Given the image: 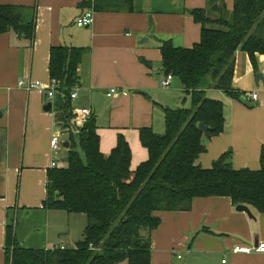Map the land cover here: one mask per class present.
Segmentation results:
<instances>
[{"label": "crops", "instance_id": "crops-1", "mask_svg": "<svg viewBox=\"0 0 264 264\" xmlns=\"http://www.w3.org/2000/svg\"><path fill=\"white\" fill-rule=\"evenodd\" d=\"M89 1L0 0L23 6V19L34 21L31 38L18 37L13 31L0 34V264L5 262L6 227L13 218H17V242L19 228L20 240L34 248L73 244L70 229H65L69 228L63 221L65 212L43 207L49 171L67 166L63 156L69 149V132L63 133L55 122V98L49 100L39 89L24 90L19 82L39 80L44 87L50 86V49L84 48L72 90L76 91L71 98L74 114L90 111L104 156L122 136L130 147L133 170L147 158L139 130L151 128L160 134L165 129V108L176 109L187 102L186 107L190 106L176 78L169 87L161 86L159 45L171 40L188 48L198 42L200 25L189 15L192 9H205L211 16L217 6L232 9V0H132L129 11L122 0H112L95 11L87 5ZM88 10L94 12L93 22L77 26L76 20ZM143 38L148 41L141 42ZM256 61L254 70L244 51L235 52L232 87L251 105L223 91L206 89L208 97L222 96L217 100L223 104L225 123L220 134L203 135L200 167L209 168L228 151L233 169L256 170L264 163V85L254 83L255 74L264 77V56ZM112 87L129 93L108 97ZM251 93L257 94L256 100L246 97ZM47 103H51L49 110L44 109ZM57 131L61 147L53 153L50 138ZM52 162L56 165L51 166ZM235 207L228 197H196L189 211L156 212L160 224L150 235V264H264V252H233L238 246L264 242V213L248 206L253 216L249 218ZM37 220L42 222L41 229L24 239L22 232Z\"/></svg>", "mask_w": 264, "mask_h": 264}, {"label": "trees", "instance_id": "trees-1", "mask_svg": "<svg viewBox=\"0 0 264 264\" xmlns=\"http://www.w3.org/2000/svg\"><path fill=\"white\" fill-rule=\"evenodd\" d=\"M112 0H92L99 11ZM121 5L132 11V0ZM23 6L0 3V34L13 31L31 38L34 21L23 19ZM200 25V38L191 47L171 40L159 45L164 76L176 78L190 98L186 108L164 109V133L141 128L139 139L146 160L131 169V151L119 136L107 156L100 151L95 118L74 124L70 94L77 83V67L85 49L54 46L50 49V78L58 81L55 122L69 132L67 166L48 173L43 207L67 214H82V239L74 246L43 249L17 244L13 224L6 227L4 264H150L151 232L160 224L156 212L189 211L196 197H228L264 213V163L260 168L233 169L230 152L209 168L198 165L205 151L198 124L210 128L207 137L224 129L223 104L206 95V89L223 91L239 100L233 90L234 55L244 51L254 70L264 56V0H232V9L217 6L211 16L205 9L188 11ZM1 117V114H0Z\"/></svg>", "mask_w": 264, "mask_h": 264}, {"label": "built area", "instance_id": "built-area-1", "mask_svg": "<svg viewBox=\"0 0 264 264\" xmlns=\"http://www.w3.org/2000/svg\"><path fill=\"white\" fill-rule=\"evenodd\" d=\"M94 19V12L92 10L86 11L81 17H79L76 20V25L79 27H86L89 26ZM172 76L170 74L164 76V78L161 80V86L163 88H167L170 86ZM19 86L22 87L24 90L30 91L33 89H39L45 92L46 97L53 101L55 98V93L58 87V81L55 79L50 80V86L44 87L42 83L39 80H21L19 82ZM119 93L122 95H128V91L126 90H120L118 88L112 87L109 88L107 91V96L111 97L114 94ZM70 97L73 99L76 97V91L71 92ZM246 97H250L251 100H256L257 99V94L256 93H251L248 94ZM90 111L88 109H81L75 111V117H74V124L76 126H81L83 122L89 117ZM61 147V138H60V132H54L51 135L50 138V149L53 153L57 152ZM55 162L51 163V166H55ZM60 249H63L64 246H58ZM264 252V242H259L257 245L253 247H245V246H238L233 249V252L235 253H250V252ZM224 262V261H222Z\"/></svg>", "mask_w": 264, "mask_h": 264}, {"label": "rangeland", "instance_id": "rangeland-1", "mask_svg": "<svg viewBox=\"0 0 264 264\" xmlns=\"http://www.w3.org/2000/svg\"><path fill=\"white\" fill-rule=\"evenodd\" d=\"M209 97H212L214 99H221L222 96H220L218 93H213ZM187 104H188V102L185 104V106H182V104H181L179 107L185 108L187 106ZM245 106H247V105H245ZM162 133H164V128L160 131V134H162ZM63 158H64L63 164L65 165L66 164V162H65L66 153H64ZM67 215L68 214L64 213L63 221L65 222L66 225L69 226V228H67L65 226V229H66V231L70 229V231L72 233V239H73L72 246H74L78 241H80L82 239V233H83V228H84L85 223H86L85 222L86 219H85V216L82 215V214L69 215L70 217H68ZM16 220H17V218H15V220L13 218V221H12L14 230H15ZM34 224H35L34 225L35 227L32 225L26 231L22 232V237L24 239L29 237L33 233L38 232L41 229L42 222L37 220V221L34 222ZM16 233H17V237H18V240H19V242H17V244L19 243L18 244L19 246L34 248V247H31V246H28L27 243H25V242L20 240V236H19L20 235V230H19V228L17 229Z\"/></svg>", "mask_w": 264, "mask_h": 264}, {"label": "water", "instance_id": "water-1", "mask_svg": "<svg viewBox=\"0 0 264 264\" xmlns=\"http://www.w3.org/2000/svg\"><path fill=\"white\" fill-rule=\"evenodd\" d=\"M144 41H148V38H143V39L141 40V42H144ZM254 82H255L256 85H258L259 82H261L262 85H264V77H263V75L260 74V73L255 74ZM240 100H241L243 103L247 104V105H251V104H249V103L247 102V99H245L244 97H240ZM50 107H51V103H47V104L44 106V109L49 110ZM198 130H199L203 135H207L208 132L210 131V128H209L208 126H206L204 123H199V124H198ZM65 145H66V144H65ZM235 209H236L237 211H239V212H244V213H246L247 216H248L249 218H253L252 213H251V211H250V209L248 208L247 205H244V204H237L236 207H235Z\"/></svg>", "mask_w": 264, "mask_h": 264}]
</instances>
